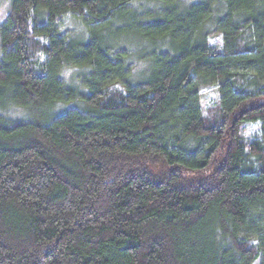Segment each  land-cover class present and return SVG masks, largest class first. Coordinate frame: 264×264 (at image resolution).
Listing matches in <instances>:
<instances>
[{
    "label": "trees",
    "instance_id": "1",
    "mask_svg": "<svg viewBox=\"0 0 264 264\" xmlns=\"http://www.w3.org/2000/svg\"><path fill=\"white\" fill-rule=\"evenodd\" d=\"M142 1L9 0L0 264H264V0H155L183 49L134 82L101 31Z\"/></svg>",
    "mask_w": 264,
    "mask_h": 264
},
{
    "label": "rangeland",
    "instance_id": "2",
    "mask_svg": "<svg viewBox=\"0 0 264 264\" xmlns=\"http://www.w3.org/2000/svg\"><path fill=\"white\" fill-rule=\"evenodd\" d=\"M195 0H179V3H188ZM181 4V5H182ZM9 8V0H0V24L6 17ZM165 7L162 2L155 0H147L138 6L130 8L127 11L120 12L115 21H111L106 29L101 31L102 43L113 50H124L125 60L132 63L133 70L131 72L134 82L149 79L152 76L155 67L160 63V57L164 54L163 48L171 49L174 52L183 49V44L174 43L170 38L163 40H150L147 36H151L160 31V28H151L154 20H162L165 15ZM59 29L62 33L67 34L70 40L76 45L80 43L83 28L78 24L76 19L71 16H65L59 22ZM216 40L215 35L209 37V43ZM174 47V48H172ZM1 57V51H0ZM73 68H66L64 77H68ZM217 92L214 87H204L200 90V103L202 107L213 103L217 98ZM8 106H11L9 102ZM51 110V109H49ZM48 112H52L49 111ZM26 116H31L29 110L21 109ZM49 114V113H48ZM23 116V115H22ZM253 126H251V130Z\"/></svg>",
    "mask_w": 264,
    "mask_h": 264
}]
</instances>
